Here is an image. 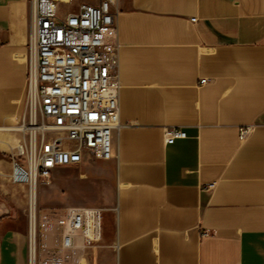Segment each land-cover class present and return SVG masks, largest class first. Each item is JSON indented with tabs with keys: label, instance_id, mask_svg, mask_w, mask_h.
Returning a JSON list of instances; mask_svg holds the SVG:
<instances>
[{
	"label": "crops",
	"instance_id": "1",
	"mask_svg": "<svg viewBox=\"0 0 264 264\" xmlns=\"http://www.w3.org/2000/svg\"><path fill=\"white\" fill-rule=\"evenodd\" d=\"M84 1L98 2L60 11ZM112 10L122 83L115 157L84 154L59 180L60 205L104 209L87 264H264V0H116ZM29 29V0H0V170L9 181ZM166 128L187 137L166 143ZM7 222L0 264H28L27 231Z\"/></svg>",
	"mask_w": 264,
	"mask_h": 264
},
{
	"label": "built area",
	"instance_id": "2",
	"mask_svg": "<svg viewBox=\"0 0 264 264\" xmlns=\"http://www.w3.org/2000/svg\"><path fill=\"white\" fill-rule=\"evenodd\" d=\"M71 3L29 0L26 96L12 127L23 138L10 174V182L27 191L28 264H87V250L102 239L104 209L41 208L39 187L49 185L56 170L80 165L84 154L112 160L114 132L122 127L116 0L84 1L75 11H60L59 4ZM250 130L241 128V138ZM163 136L172 143L187 133L166 128Z\"/></svg>",
	"mask_w": 264,
	"mask_h": 264
},
{
	"label": "rangeland",
	"instance_id": "3",
	"mask_svg": "<svg viewBox=\"0 0 264 264\" xmlns=\"http://www.w3.org/2000/svg\"><path fill=\"white\" fill-rule=\"evenodd\" d=\"M73 6H62L65 11H73ZM74 170L69 168L59 169L53 176L49 185L39 187V206L41 208L61 207L59 202V180L66 176H74ZM94 188L87 185L86 194L88 199L94 198ZM92 189V190H91ZM64 193V192H62ZM47 211L43 212V217ZM8 221L6 224H12L15 228L27 231L28 228V203L27 191L24 186L13 185L9 181L7 169L0 170V221Z\"/></svg>",
	"mask_w": 264,
	"mask_h": 264
}]
</instances>
